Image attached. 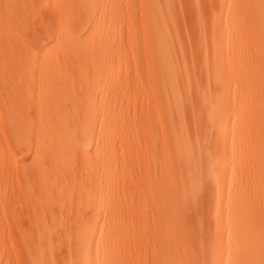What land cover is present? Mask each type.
<instances>
[{
    "label": "bare ground",
    "instance_id": "6f19581e",
    "mask_svg": "<svg viewBox=\"0 0 264 264\" xmlns=\"http://www.w3.org/2000/svg\"><path fill=\"white\" fill-rule=\"evenodd\" d=\"M2 1L6 17L20 25L22 1ZM59 1L54 4L55 12L66 18L74 0ZM82 1H87L90 14L85 23H78L82 19L79 17L69 29L66 20L60 18L54 33L46 29L57 42L43 43L28 53L40 66L34 87L35 111L44 117L34 146L20 138L22 125L12 123L24 106L20 105L22 100L11 96H19L22 88L15 86L28 58L12 55L0 73L7 82L9 97L2 108L7 123L0 125L4 130L3 136L0 132L4 139L0 179L6 184L13 177L17 179V195L10 194L4 205L8 228L23 230L20 235L14 231L20 236L26 258V262L20 258L21 264H122L119 258L131 249L124 240L130 231L124 229L134 226V219H141L149 204L158 229L160 264H175L168 256L172 255L170 248L178 249L177 244L183 256L200 258V252L211 251L212 260L213 254L215 258L225 256L223 264H264V0H215L210 28L205 31L208 39L198 34L202 54L198 66L194 59L197 67L193 68L186 59L190 55H185L189 45L181 39V27L174 15L178 12L177 0H141L149 47L145 55L149 61L146 96L151 99V111L161 120L159 148L164 155L157 165L158 147L151 141L146 157L149 167L137 172L135 163L141 160L140 155L131 151L120 155L115 144L117 137L122 138L118 131L127 130L121 120L129 118V111L109 106L100 110V102L111 94L135 93L128 76L137 60L131 59L123 39L110 34L119 12L116 0L97 4L98 0ZM106 12L116 15L109 14L112 22L98 27L93 20ZM82 27H88V32L79 37ZM102 32L105 35H99ZM90 34L101 37L89 45ZM11 41L6 40L8 46ZM56 46L71 47L72 51L51 55L50 50ZM68 67L79 71L78 80ZM121 68L125 69L124 83L106 90L108 85L104 84H109L111 74ZM190 107L195 108L192 113L188 112ZM193 125L195 130L189 128ZM121 145L127 146L124 142ZM16 150L23 154L18 156ZM123 165L129 169L128 175H118ZM85 172L90 175L84 176ZM133 177L139 187L136 202L124 194ZM202 190L207 191L205 198L199 197ZM15 199L21 200L27 211L24 215L28 219L19 215V223L12 207ZM203 199L207 210H203L205 205L201 210L212 226H208L213 239L210 248L209 237L207 242L202 241L206 238L204 216L199 212ZM189 208L195 210L196 217L194 214L195 219L191 218L193 222H187L186 227L182 215ZM25 218L31 226L27 223V232L17 226ZM196 239L202 241L198 242L200 246ZM191 240H196L194 244L200 248H192ZM179 253L176 260L180 258L181 263Z\"/></svg>",
    "mask_w": 264,
    "mask_h": 264
},
{
    "label": "rangeland",
    "instance_id": "374dc122",
    "mask_svg": "<svg viewBox=\"0 0 264 264\" xmlns=\"http://www.w3.org/2000/svg\"><path fill=\"white\" fill-rule=\"evenodd\" d=\"M21 1L23 3L22 12H21L22 21H21L20 25H18L16 22L13 23V21L10 18L6 17L7 15H6V11H5V8L3 6V3H2L3 1L0 0V73L3 70V65L10 59V57L12 55H14V57L12 56L13 58L17 57L18 55H20L22 57L25 55V57L28 58V59H26L27 62L24 65L23 73L21 75V79L19 80V82H16V86H15V89L19 88V85L22 88L19 91V96L17 94L15 96H11L14 99L18 97L20 100H22L23 103H20V105L22 104V106H23V104H24V106L21 109L20 115L18 113V115H16V117H14L12 119V123L14 125H22L21 131H20V138L24 141L25 144H27V145L31 144L34 146V142H36V137H37V132H38V125H39L41 119L44 117H41V115L38 114L37 110L35 111L37 104L35 101L36 95L34 93H36V91H35L34 87H35V84L37 83V79H38L37 71H38L40 66L33 62V60L31 59V56L28 53L31 50L38 49V47H40L43 43L54 44L57 42L56 36L54 34L47 35L46 29H49L54 33L56 27L59 24L58 22H60L61 17L55 12V9H54V4H56L60 1L59 0L57 2L52 1V0H21ZM106 1L107 0H98V1H95V3L97 4L99 2H106ZM184 1H187V2L184 3ZM190 1L191 0H189V1L188 0H183V1L177 0L176 3H177V5L179 4L177 6L178 7L177 11L179 13L175 12L176 14H174V15L177 16L176 17L177 22L179 21L178 22L179 26L178 25L177 26L181 27L179 29L181 31L178 30L179 32H182V33H180L181 35H183V37H181V39L183 38L182 40H183V42L185 41L186 46H188V45L190 46V47L188 46V48L186 47L185 55L186 54L190 55V56H187L186 59L187 60L189 59L188 61H191V62H188V64H190L193 68L194 66H196L197 62L199 63L198 59H199L200 53L202 52L201 51L202 45L198 44V41L200 43L201 35L198 36V34L203 33L204 39L205 40L208 39V37H207L208 32H205V31L210 25L211 15H212L213 11H215L214 8L216 9V3H215V0H196L195 2L193 0L191 2ZM116 2L119 5V7H118L119 12H118L117 16L114 17L113 21H115V28L114 27L111 28L112 32H110V34H111V36H115L116 38L123 39L124 42L127 44L128 51L130 53H132V55L130 56L131 59L137 60V62L135 64H132L133 66H131V68H129L130 74L128 76V78H130L132 81V85L136 87V90H135V93H134V91H131V92L126 91V92H124V94H122V93H118L116 95L111 94V96L106 97L104 100H102L100 102L101 103V109L100 110L103 111L105 107L109 106L110 108L115 107L116 111L117 110H122V111L128 110L129 111V115H128L129 118L124 117V119L121 120L122 125L127 126V130L123 129V130L118 131L119 133L121 132L122 138L120 139L119 137H117L115 144H116V147H118V149L120 151L119 152L120 155L123 152H129V151H131L132 153H136V154L140 155L141 160H139L137 162L138 164L135 163V172H137V171H139L140 168L143 169V167L144 168L149 167V164H148L146 157L148 156L147 149H149V143L151 141L156 142V147H158L157 148V154L155 155V161L157 162V165L159 164L160 161H162V159H163L162 157L164 155V152L163 151L161 152V150H160L161 148H159V147L162 144L163 129L160 125V122H161L160 118L158 116L154 115V113L150 109V106H148L149 100H151V99L148 96H146L147 95L146 93L149 92L148 91V88H149L148 84L149 83L147 81V76H148L147 75V67H148L149 61L147 60L145 55L149 51V47H148V43H147L146 25H145L146 20H145V17L143 16L142 2H141V0H116ZM125 5H127L128 7H126ZM87 7H88L87 1L74 0L72 3V7L70 8L71 13L66 18H65V16H63L61 18V21L66 20V27H68L69 29H70V27H72L71 24L74 21L78 20L79 17H82V19L78 20L79 22L78 21H76V22L80 23L82 21L83 23H85L90 18L89 17L90 14L86 10ZM182 10H184V11H182ZM109 14H115L116 15L115 12H106L101 17H97L95 20H93V22L96 23L98 25V27L106 26L108 23L112 22L109 18ZM175 16H174V18H175ZM175 23H176V21H175ZM186 25H187V27H186ZM194 28H196V29H194ZM182 29H183V31H182ZM202 29H203V32H200V31H202ZM195 30H196V32H195ZM197 30H199V31H197ZM87 32H88V27H82V32L79 35V37L84 36ZM185 33L188 36V38L185 35ZM191 33H193V34H191ZM180 34H179V36H180ZM99 35H105V33L102 32L101 34L99 33ZM195 36H196V38H195ZM99 37H101V36H98V35L93 36L90 34L88 37L89 45H92L93 42L96 40V38H99ZM128 38H130V40H128ZM7 39L12 40L11 45H9V46H8V43H6ZM186 39H187V41H186ZM185 45H184V47H185ZM191 45H193V46H191ZM9 48H11V49H9ZM19 48H20V50H19ZM192 49H193V51H192ZM64 51L71 52L72 48L68 47V48L61 49V48H58L56 46L55 48L50 50V53H51V55H57V54H60L61 52H64ZM191 55H193V56H191ZM196 55H197V57H196ZM194 59L195 60L197 59L198 61L196 60V63H195ZM194 63H195V65H192ZM198 63H197V66H198ZM68 70L70 71V73L72 75H74L76 80L79 79V77L77 75V72H79V71L77 69H75L74 67H68ZM124 74H125L124 68H121L118 71L115 70L114 73L111 74L113 80L109 84H104V85H108L106 90L110 91L115 86L122 85L124 83ZM7 90H8L7 82L3 78V74H2V76L0 74V125H6V123H7L6 118H5V114L3 112V109H4L3 104L9 98V97L6 98V93L8 92ZM97 100H98V98H97ZM192 105H191L192 107H196V106H194L195 104H192ZM194 109L195 108H193V109L191 108V111H188V112L192 113V111ZM101 115L102 114L100 113L99 117H98V120H100V121L102 119ZM132 115L135 116L134 120L132 118ZM17 116H18V118H17ZM188 116H190V114ZM139 119H141V120H139ZM141 123H142V125H140ZM129 124H133L132 125L133 128ZM128 125H129V127H128ZM189 128H191V129L193 128L192 130H195L196 126L193 125ZM130 129H133L134 131H132ZM2 131L4 132V130H1V128H0L1 135L3 136ZM2 138L0 137V142H2V143H0V146L4 145L3 144L4 139H2ZM122 142H124L125 145H127V146L121 147ZM120 148H123V150L121 151ZM20 152L21 151L17 152V150H16V153L18 154V156H21L23 154L22 152H21L22 154H19ZM142 157H143V160H142ZM155 161L151 160V163L155 164ZM137 167H139V168H137ZM128 170L129 169L125 165H123V166H120L118 168L117 173H118V175H121V174H127L128 175ZM89 175L90 174H88L86 172L84 173V176H89ZM132 180H133L132 183L129 184L128 187L125 188L124 194H125V198H127V199L131 198L134 200V202H136V199H137L138 194H139V187L137 186L138 181H137L136 177H133ZM17 187H18L17 179L14 177L12 179V182L11 183L9 182L7 184H6L5 180L0 179V264H21V260L26 262V258L24 256L25 254L23 253L24 251H23L22 243L19 242V240H20L19 235L20 234L18 232L20 231L21 228L18 229V232H17V228H12V229L8 228V217H6L7 216L6 215V206L4 205V203H6L7 199L10 197V194L15 195V196L17 195V191H18ZM121 192H122V190H121ZM202 192H203V190H202ZM205 194L208 195L207 191L205 193L204 192L202 193L203 196L201 194H199V197H204ZM202 201H204V202H202L203 205L200 207V210L205 205V207H203V210L205 211V209L207 207L206 202H205L206 200L203 199ZM22 203L23 202L21 200L15 199V203L12 205V207H14V210H13L14 214L16 213L18 215L16 218L17 223H19L18 220H22V217L27 215V213H26L27 211H26V209ZM190 209L193 212L189 213ZM188 210L189 211H187L185 209L184 212L186 213V211H187V213H186V215H185V213H183V215H182L184 217V218L182 217L183 218L182 220H183V223L186 227L189 226V224H186V223L187 222L188 223L193 222L191 220L195 219V217H196V213H194L195 212L194 209L189 208ZM200 210H199V212L201 213V215L204 216L203 217V223H202V226H203L202 229H204L203 232H205V233H203V234H204V236H206V238L204 237V239L202 241L207 242L206 240H208V237H209V240H208L209 243L207 242V245L209 244L210 246H208V247L210 248L211 245L213 244V239L211 238L212 229L208 230L209 229L208 226H210L211 228H212V226L209 222V219L207 217L205 218V216L207 214V213H205L206 211L202 212V210L201 211ZM24 213H25V215H24ZM187 214L188 215L191 214L192 217L188 216ZM194 214H195V217H194ZM19 215H21L22 217H20ZM25 217L27 218V216H25ZM123 217L125 218V220L129 219L128 217L127 218L125 216H123ZM26 218H25V220L23 219L22 224H24V225H22L21 223L17 225L18 227L20 225V227L26 228L24 232H27L28 231L27 229H29V226H30L29 221H26L28 218L27 219ZM186 218H188L189 221ZM185 219H186V221H185ZM130 221H131V219H130ZM206 222H207V224L209 223L210 225L208 224V225L204 226L203 224L204 223L206 224ZM27 223L29 224V226H27L28 225ZM134 224H135L134 226L125 227V229H124L125 232L128 231V229L130 231V233L126 236V238L124 240H126L125 245H128L129 243L131 244V245L129 244L131 246V249H130V252H128V250H126L125 253L127 255H125V253H124V256L122 255L119 258L120 262L122 264H130V261L133 260L131 262L132 264H160V261H159L160 259H158L160 257H158L157 251H156L159 247V241L157 238L158 237V232H157L158 229L155 228V225H156L155 216L153 214L152 207L150 204L146 206V209L144 211V215L141 217V219H138V218L134 219ZM191 224H193V223H191ZM190 226H191L190 228H192V225H190ZM206 226H207V228H206ZM30 229H31V226H30ZM10 231H11V233H10ZM14 231L19 235H15ZM223 231H224V233H226V231H227L226 228H224ZM128 240H130V241L128 242ZM196 240H198V241H196ZM196 240H191L190 244H189L190 246L192 245V248H194V249L196 247V244L198 245L200 242L202 244L201 240H199V239H196ZM134 241H136V242H134ZM139 241H140V243H139ZM195 241L197 242L196 244H194ZM134 244H136V245H134ZM205 245L206 244H203V246L201 245L203 247V249H205ZM19 246L22 247V249H18V248H20ZM199 246H200V244H199ZM177 247L179 249L178 244H177ZM175 248H176V246H175ZM175 248H174V246L172 248H170V251H171L170 254H172V255L168 256V260L171 259L172 260L171 262L175 261V264H194L193 260H195L199 264H207L208 262H209L208 264H210V260H211V263L214 260V261H220L218 263L223 264L224 259L226 260L225 256H219V255H217L216 258H218V260H216L215 254H213V260H212L211 259L212 258V252L211 251H207L208 253L204 252V251L200 252V254L203 253L206 255V256L204 255V257H203V254H201L202 256L199 255L200 258H194L195 255L194 256L193 255L187 256L186 254H184V256L186 258L185 259L183 254H180L178 252V249H176L177 252L181 255V258L183 257V259H184V262L182 259V262L180 263V261H181L180 258L178 260H176L179 255H178V253H176V250H174ZM196 248L199 249L200 247H196ZM209 248L207 250H209ZM136 249H138V250H136ZM173 251H174V253H173ZM18 252H20L21 254H18ZM210 252H211V254H210ZM129 253H131V256ZM22 254H23L24 258H22ZM136 254H138V255H136ZM59 255L61 256V254H59ZM60 256H59V258H60ZM175 256H176V258H175ZM197 256H198V254L196 255V257ZM207 256H209V257H207ZM137 257H139V258H137ZM221 257H222V259H221ZM20 258H21V260H20ZM135 258H137V259H135ZM196 259H198V260H196ZM200 259H201V261H199ZM125 260H127V263ZM138 260H139V262H137ZM187 261H189V262L191 261V262L187 263ZM213 263L215 264V262H213Z\"/></svg>",
    "mask_w": 264,
    "mask_h": 264
}]
</instances>
